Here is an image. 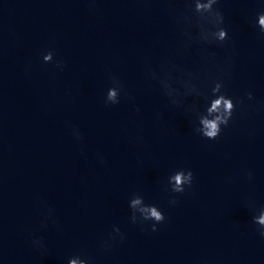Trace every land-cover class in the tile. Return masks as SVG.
Returning a JSON list of instances; mask_svg holds the SVG:
<instances>
[{"label": "water", "instance_id": "obj_1", "mask_svg": "<svg viewBox=\"0 0 264 264\" xmlns=\"http://www.w3.org/2000/svg\"><path fill=\"white\" fill-rule=\"evenodd\" d=\"M194 6L0 0V264H264L253 223L264 209V0H219L228 41L186 47ZM152 72H191L204 95L174 105ZM111 76L128 94L118 105L104 103ZM217 81L237 108L208 140L194 131L196 112ZM180 169L195 174L192 188L166 192ZM136 193L165 214L158 231L132 223ZM114 226L123 241L111 239ZM40 238L43 249L32 243Z\"/></svg>", "mask_w": 264, "mask_h": 264}, {"label": "clouds", "instance_id": "obj_2", "mask_svg": "<svg viewBox=\"0 0 264 264\" xmlns=\"http://www.w3.org/2000/svg\"><path fill=\"white\" fill-rule=\"evenodd\" d=\"M189 4L194 3V9L192 11L195 14L196 19L193 20L192 16L185 15L183 17L185 27L183 34L187 38L186 47H190L194 41H200L207 44H219L223 45L229 39L228 30L223 27L225 23V16L216 5L219 0H187ZM258 27L261 34H264V12L258 13ZM198 29V34L194 35L192 29ZM45 63L54 62V52L49 51L43 56ZM56 67L61 71L67 64L63 60L55 61ZM153 79H158L162 86V89L167 97L171 99V103L174 105L180 104L178 97L183 95L195 94L196 96L204 95L192 82L194 75L191 72H185L187 79H178L172 76L171 72H168L165 77H159L155 72L151 73ZM112 80V87L107 91L104 103L105 105H118L121 102L122 93L125 96L128 94L124 91V86L115 77H110ZM174 83H180L185 93H181L179 89L173 87ZM224 83L222 81L215 82V86L211 89V98L208 99V103L205 105L204 112H196L199 126L195 127L196 134L202 136L208 140H218L225 127H228L233 119L234 113L237 108V104L234 100L227 96L222 90ZM247 98L252 100L253 93L248 92ZM129 99L131 97L129 96ZM243 104V100L240 101ZM139 112V108H137ZM73 135L77 139L82 140L83 134L79 130L74 129ZM249 179L252 178V173H249ZM195 181V174L190 169H180L168 177L167 185L164 190L166 192L183 194L192 188ZM170 204L175 205L179 203L176 196H172L169 201ZM129 207L132 210L131 221L133 224L142 223L145 221H152L151 231H158V225L162 224L166 220L165 214L160 208L154 204H148L145 199L139 193L133 194L130 199ZM52 209H49V215L52 213ZM253 223L258 226V232L262 238H264V209H262L258 215L253 217ZM46 226V225H45ZM116 236L120 237L123 241L124 234L121 232L118 226L113 227V234H110L112 240H115ZM33 246L37 249H43V238L32 241ZM108 242H105V248H109ZM68 264H89V260L81 256L70 257Z\"/></svg>", "mask_w": 264, "mask_h": 264}]
</instances>
